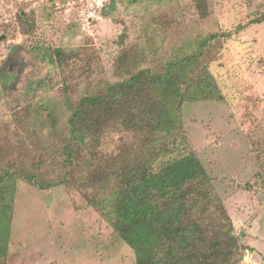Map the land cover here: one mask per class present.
Instances as JSON below:
<instances>
[{
  "label": "rangeland",
  "instance_id": "1",
  "mask_svg": "<svg viewBox=\"0 0 264 264\" xmlns=\"http://www.w3.org/2000/svg\"><path fill=\"white\" fill-rule=\"evenodd\" d=\"M206 2L201 19L192 0H0V147L16 158L12 146L23 139L20 150L32 153L27 162L44 153L40 178L55 183L62 168L47 151L64 129L67 99L84 95L90 80H113L123 48L151 26L149 37L164 40L167 59L191 52L209 34L224 35L207 52L223 100L185 103L182 120L239 237L236 264H264V203L257 188L245 190L256 187V158L264 162V22L249 23L264 16V0ZM56 48L79 51L74 73L51 64L49 49ZM84 64L94 67L92 76ZM30 105V114L20 113ZM70 183L39 190L17 181L6 264H134L132 251L85 200L91 189L83 174L74 171Z\"/></svg>",
  "mask_w": 264,
  "mask_h": 264
},
{
  "label": "trees",
  "instance_id": "2",
  "mask_svg": "<svg viewBox=\"0 0 264 264\" xmlns=\"http://www.w3.org/2000/svg\"><path fill=\"white\" fill-rule=\"evenodd\" d=\"M192 1L198 16L208 17L206 0ZM25 21L19 18V23ZM262 22L264 16L249 23ZM150 30L152 26L119 52L113 80H90L84 95L67 99L64 129L47 151L59 159V180H41L44 153L30 164L32 153L20 150L23 139L12 146L19 151L16 158L8 159L0 147V216L5 219H0V264L9 257L17 181L46 190L70 185L76 170L91 189L85 195L88 205L132 251L134 264H236L239 237L213 178L190 147L182 120L185 103L223 100L207 52L224 35L209 34L191 52L167 59L161 54L164 40L157 43L149 37ZM124 38L123 33L119 44ZM48 58L62 73L71 74L80 55L78 50L56 48L49 49ZM94 70L84 64V74L92 76ZM31 107L20 113L30 114ZM19 120L28 119H14ZM113 144L117 146L108 152ZM259 158L253 175L256 187L247 185L245 190L257 188L264 203V162Z\"/></svg>",
  "mask_w": 264,
  "mask_h": 264
}]
</instances>
